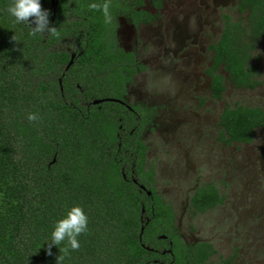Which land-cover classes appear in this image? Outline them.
<instances>
[{"label": "trees", "instance_id": "16d2710c", "mask_svg": "<svg viewBox=\"0 0 264 264\" xmlns=\"http://www.w3.org/2000/svg\"><path fill=\"white\" fill-rule=\"evenodd\" d=\"M58 1L52 21L51 0H41L57 38L30 35L28 23L8 14L12 0H0V264H57L67 242L53 246L51 255L48 243L74 206L87 215L88 230L63 264H212L214 245L182 240L172 206L156 191L155 170L146 168L142 134L157 108L130 105L132 111L117 102L145 66L118 46L114 19L123 10L136 25L150 22L153 17L137 10L146 0H111V24L88 7L105 0ZM149 1L160 11L165 0ZM237 10L241 18L225 15L211 46L207 73L217 100L226 90L221 70L238 89L259 85L253 58L264 39V0H239ZM29 113L39 119L30 122ZM220 127L226 143L252 144L264 128V110L228 106ZM223 202L217 187L205 184L193 194L191 209L204 214Z\"/></svg>", "mask_w": 264, "mask_h": 264}, {"label": "rangeland", "instance_id": "374dc122", "mask_svg": "<svg viewBox=\"0 0 264 264\" xmlns=\"http://www.w3.org/2000/svg\"><path fill=\"white\" fill-rule=\"evenodd\" d=\"M238 4L239 0H165L150 25L133 28L122 16L117 36L145 66L129 85L127 102L158 108L144 135L156 191L172 206L185 242L215 246L212 264L229 257L233 264H264V128L257 129L254 142L246 145L227 144L220 127L228 106L264 110V39L254 52L259 82L255 89L236 88L221 70L226 90L217 100L207 73L224 16L241 18ZM205 184H214L224 202L204 214L194 213L191 198Z\"/></svg>", "mask_w": 264, "mask_h": 264}, {"label": "clouds", "instance_id": "9594fccd", "mask_svg": "<svg viewBox=\"0 0 264 264\" xmlns=\"http://www.w3.org/2000/svg\"><path fill=\"white\" fill-rule=\"evenodd\" d=\"M90 10L102 11L104 22L112 23V15L110 13L111 0H105L103 4L92 3ZM8 14L14 18L15 23H28L31 27L30 35L35 36L37 33H47L51 37H59L60 33L55 26H50L49 11L42 8L41 0H12L7 8ZM31 19V23L29 22ZM34 24L35 27H32ZM13 40H16L14 35ZM27 119L35 122L39 117L35 113H29ZM88 230V217L80 206L72 207L66 217L57 221L51 234V241L48 243V254L51 255L53 246H59L65 241V247H59L61 255L57 257V264H63L65 255L69 254V250L78 251L80 244L78 237Z\"/></svg>", "mask_w": 264, "mask_h": 264}, {"label": "flooded vegetation", "instance_id": "af4514ba", "mask_svg": "<svg viewBox=\"0 0 264 264\" xmlns=\"http://www.w3.org/2000/svg\"><path fill=\"white\" fill-rule=\"evenodd\" d=\"M58 1V0H57ZM59 2V1H58ZM165 2V1H164ZM147 5V6H146ZM164 6V5H163ZM51 7H52V0H51ZM147 7L150 9H147ZM137 10H143L144 12H146V13H148L151 17H153V19L152 20H150V22H148V23H146V22H142V23H139V25H136L134 22H133V20L131 19V17L128 15V14H126L125 13V11H123V10H121V11H119V13L115 16V23H116V41H117V43H118V46L119 47H121L122 49H124L127 53H133L134 55H135V57H136V60L138 61V63H140L141 65H143L140 61H139V59H138V56H137V52H135V51H132V50H127L126 48H124L122 45H121V43L119 42V40H118V34H119V28H120V26H121V17L122 16H124L125 17V19H127L128 21H130L131 23H132V26H133V28H140L141 26H143V25H150V24H152L155 20H156V18H157V16H158V13L162 10H160V11H158L152 4H151V2L149 1V0H146L145 1V3H144V5L141 7V8H138ZM153 13H152V12ZM120 22V23H119ZM75 55L73 54L72 55V60H74L75 59ZM72 60H71V62H72ZM70 62V63H71ZM139 73H141V71H138V73L134 76V78L139 74ZM133 81H134V79H133ZM133 81H132V83H133ZM60 83L62 84V80H60ZM132 83H129L128 85H127V95H128V88H129V85L130 84H132ZM126 98H127V96H125V100L124 101H121V100H117V102H120L121 104H123V105H125V106H127L130 110H132V108L130 107V105L131 104H129L128 102H127V100H126ZM141 105V104H140ZM143 106H146V105H143ZM148 108H151V107H155V106H147ZM155 108H157V107H155ZM133 111V110H132ZM157 111H158V108H157ZM156 115H157V112H156ZM156 115H155V117H156ZM155 117L153 118V121H152V124L151 125H149L148 127H152V125H153V122H154V119H155ZM147 127V128H148ZM147 128H146V130H147ZM146 130L143 132V134H142V139H143V141H144V135H145V132H146ZM133 131H135V129L134 130H132V132H130V135H133ZM118 140L121 142L122 141V136H120V135H118ZM228 144V143H227ZM233 144H238V143H233ZM120 146H121V143L119 144ZM246 145H250V144H246ZM147 155H148V152H147ZM146 168H147V160H146ZM147 169H149V168H147ZM135 171H132V175H131V180L134 182V183H138L137 182V180L134 178L135 176ZM124 178L125 179H127V176H126V174L124 175ZM142 186V185H141ZM145 187V186H144ZM199 188V187H198ZM197 188V189H198ZM196 189V190H197ZM218 189V188H217ZM147 192V191H146ZM195 193V192H194ZM193 193V194H194ZM152 195V194H151ZM150 195V196H151ZM179 231V230H178ZM179 235H180V233H179ZM180 237L182 238V236L180 235ZM163 238H165V237H163ZM182 240L184 241V239L182 238ZM185 242V241H184ZM204 242H207V241H204ZM186 244H195V243H187V242H185ZM196 243H198V242H196ZM211 243V242H210ZM215 247V246H214ZM216 249V248H215ZM164 254H166V253H169V254H171L172 255V251L171 250H169V251H167V250H165L164 252H163ZM229 258H231V257H229ZM213 259V258H212ZM212 259H211V263H212ZM228 259V258H227ZM226 260V259H225ZM222 264V263H221Z\"/></svg>", "mask_w": 264, "mask_h": 264}, {"label": "water", "instance_id": "95a60500", "mask_svg": "<svg viewBox=\"0 0 264 264\" xmlns=\"http://www.w3.org/2000/svg\"><path fill=\"white\" fill-rule=\"evenodd\" d=\"M57 7H58V1L57 0H52V9H53V16H52V21H55V18H56V14H57ZM73 63V60L72 62L70 63V65ZM70 65L68 66V68L70 67ZM110 101H114V100H110ZM95 104H99L101 103V101H95L94 102ZM141 189L143 191H147L146 187L144 186H141ZM147 194L150 196L152 193L147 191Z\"/></svg>", "mask_w": 264, "mask_h": 264}]
</instances>
